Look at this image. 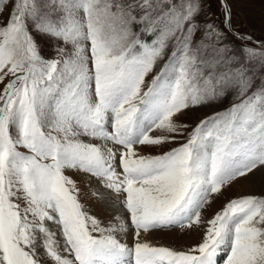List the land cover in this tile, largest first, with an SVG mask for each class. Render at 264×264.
Here are the masks:
<instances>
[{"label":"snow or ice","instance_id":"snow-or-ice-1","mask_svg":"<svg viewBox=\"0 0 264 264\" xmlns=\"http://www.w3.org/2000/svg\"><path fill=\"white\" fill-rule=\"evenodd\" d=\"M9 2L0 264H264V194L202 215L264 168V41L233 28L227 0L223 27L203 0H0V14ZM224 99L194 126L177 119ZM66 170L95 179L112 219L90 213ZM164 229L200 239L147 238ZM129 233L131 244L118 238Z\"/></svg>","mask_w":264,"mask_h":264},{"label":"rangeland","instance_id":"rangeland-1","mask_svg":"<svg viewBox=\"0 0 264 264\" xmlns=\"http://www.w3.org/2000/svg\"><path fill=\"white\" fill-rule=\"evenodd\" d=\"M229 7L232 12V26L235 30L243 32L247 35L253 37L254 41H264V0H227ZM206 13L211 17V21L219 24L221 27L223 21V12L221 9V3L219 0H203ZM211 5V7H208ZM11 2L7 3L4 6L2 14H0V22H3L7 19L9 15V10L11 9ZM198 20L204 21L205 16L202 14L198 17ZM147 42H151L146 40ZM233 43L238 44L239 41H236L233 38ZM249 46L255 47L256 45L251 44ZM44 51L46 54L52 55L53 49L45 44ZM162 66L163 61L158 62ZM150 79V77H149ZM230 99H224L222 102L210 103L208 105H203L196 107L194 109L186 111L183 115L179 116L177 119L179 122L187 123L189 125H194L198 123L200 119L205 116L211 115L213 112L220 111L225 107L229 106ZM170 145L163 146V149L157 148H145V153L156 154L161 150H167ZM66 175H69L73 180L76 181L77 186L80 189L81 202L90 210V213L97 216L101 220L112 219L116 214L115 211L111 208L110 205H107L104 201H98L96 196L93 195L92 183L94 180L91 179L83 173H80L75 170H66ZM90 180V181H89ZM93 180V181H92ZM90 183V184H89ZM97 187V185H96ZM240 187L237 184H232L230 187H227L223 190V195L215 198L214 202L208 206L203 212L202 215L205 218H210L215 210H218L228 198L235 197L237 195L247 193V190H244L243 193L239 191ZM253 194V193H252ZM258 195V194H257ZM108 208H106V207ZM113 213V214H112ZM115 213V214H114ZM151 240L153 243L160 242L167 244L172 248H183L187 249L192 245L199 242L200 236L198 232L192 230H159L150 234ZM119 238V237H118ZM155 239V240H154ZM131 234L126 238V241L131 244ZM222 264V261H221Z\"/></svg>","mask_w":264,"mask_h":264},{"label":"bare ground","instance_id":"bare-ground-1","mask_svg":"<svg viewBox=\"0 0 264 264\" xmlns=\"http://www.w3.org/2000/svg\"><path fill=\"white\" fill-rule=\"evenodd\" d=\"M159 65H161V63ZM94 182L95 181H93L92 183ZM235 184H237V186L240 187L239 191H241V193H243L244 190H247L248 191L247 193H253L258 195L264 194V168L255 171L253 174L249 175L246 179L237 180ZM147 238L151 240L150 235Z\"/></svg>","mask_w":264,"mask_h":264},{"label":"water","instance_id":"water-1","mask_svg":"<svg viewBox=\"0 0 264 264\" xmlns=\"http://www.w3.org/2000/svg\"><path fill=\"white\" fill-rule=\"evenodd\" d=\"M220 1V0H219ZM227 3H228V1H227ZM229 5V4H228Z\"/></svg>","mask_w":264,"mask_h":264},{"label":"trees","instance_id":"trees-1","mask_svg":"<svg viewBox=\"0 0 264 264\" xmlns=\"http://www.w3.org/2000/svg\"><path fill=\"white\" fill-rule=\"evenodd\" d=\"M148 38H150V37H148Z\"/></svg>","mask_w":264,"mask_h":264}]
</instances>
